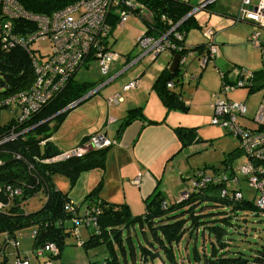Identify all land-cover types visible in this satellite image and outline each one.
Returning <instances> with one entry per match:
<instances>
[{
    "label": "trees",
    "instance_id": "1",
    "mask_svg": "<svg viewBox=\"0 0 264 264\" xmlns=\"http://www.w3.org/2000/svg\"><path fill=\"white\" fill-rule=\"evenodd\" d=\"M26 9L37 13L52 12L65 7L78 0H18ZM150 12V17H142L146 24L145 34L160 36L181 21L176 31L183 35L177 41L175 33L170 38L176 41L172 54L183 55L190 50L203 52L205 45L188 47L185 45L186 33L196 27L195 18L186 17L191 9L188 0H137ZM138 13V10L136 11ZM163 16L166 19H163ZM170 22V23H169ZM36 25L25 20L13 22V34L32 32ZM175 31V32H176ZM179 66L175 72L164 70L153 82V89L157 92L167 111L186 110L188 107L182 99V93L176 90L181 85L178 77L181 72ZM260 84L250 87V91L264 88V68L253 72ZM71 78L62 92L49 104L36 112L24 122L11 118L1 122L3 109L13 105L8 102L17 92L27 89L34 79L32 61L23 45L16 43L12 47H5L0 40V141L14 131L17 136L11 140L0 143V184L6 188L11 186L19 189L20 193L12 198V204L6 209H0V233L5 232L8 239H14L17 230L37 225L38 230L34 240L35 253L46 244L53 243L57 253L45 252L51 259L59 258L65 246L66 238L74 233L75 218L82 214L67 210L66 203L71 201L68 193L62 191L54 182L53 176L60 174L67 177L71 185H75L83 172L96 168L103 169L106 165L109 147L91 149L82 156H70L62 160L46 161V148L52 146L54 154L62 153L57 150L52 141L46 147L41 140L50 138L52 134L51 122H56L54 128H59L67 111H63L73 102L88 94L95 84L92 82H79ZM172 81L174 88H168L167 83ZM15 105V104H14ZM187 111V110H186ZM47 120L48 118H51ZM136 119L146 121L147 125L160 123L146 118L143 108H130L124 116L118 130L120 135L126 126ZM47 120V121H45ZM35 126V127H33ZM33 127V128H31ZM30 130L22 133L24 130ZM174 131L181 142V149L201 139L197 127L178 126ZM88 137L83 138L84 142ZM242 152L240 146L237 150L229 152L223 162L230 161ZM233 171V170H232ZM231 171V172H232ZM217 174V173H216ZM102 182H99L85 197L91 200L87 210H98L97 225L100 233L90 232L89 239L83 245L95 247L106 245L107 256L101 263L91 264H181L176 256V247L187 232L202 231L214 235L211 248L200 254L195 248L190 264H264V243L253 254L234 251L229 248L227 237L228 228L239 226L240 220H246L251 214L260 215L253 199L243 197L234 200L222 195L225 187L223 182H214L200 190H191L188 198L167 202L165 195L158 188L145 199V212L134 215L126 203H113L101 200L99 197ZM42 190L46 195V202L37 211L26 213L23 204ZM6 192L0 193V201L7 202ZM167 206L163 207V202ZM75 205V204H74ZM77 208L78 206L75 205ZM212 209L213 211H208ZM261 221L263 219L261 217ZM70 224V227L67 225ZM139 226L143 232L144 241L138 245L132 239V232ZM44 253V254H45ZM138 262V263H137ZM140 262V263H139Z\"/></svg>",
    "mask_w": 264,
    "mask_h": 264
},
{
    "label": "rangeland",
    "instance_id": "2",
    "mask_svg": "<svg viewBox=\"0 0 264 264\" xmlns=\"http://www.w3.org/2000/svg\"><path fill=\"white\" fill-rule=\"evenodd\" d=\"M242 1L216 0L212 7L209 6L198 14V24L200 27L191 29L187 34L186 44L189 47H193L207 40L204 30L210 28L214 29V31L216 30L218 33L215 36L217 37L215 41L218 46V53L213 60L207 63L203 70L200 64L201 60H196L188 66L185 76L186 81H184L185 92H183L186 100L185 103L188 107L187 111L170 110L168 118L164 123V126H170L171 128L177 125L197 127L198 135L201 137L199 141L186 146L183 153L175 156L173 165L169 164L167 168L163 165L160 166L157 176L158 179L162 178L160 190L168 195L169 199L172 197V193L177 196L181 192V188H190L191 177L197 171L204 170L207 174H229L232 170H237L245 161V154L240 153L229 164L223 162L229 152L238 149L240 141L223 127L212 123L215 114L214 103L216 101L213 96L215 93H221V74L227 72L229 79H234L237 70L245 68L253 72L264 67L261 50L255 47L249 40L254 27L248 21L237 20L232 25H228V20H232L230 15L237 9H240ZM229 12L231 14H228ZM141 16L150 17V12L147 9H143ZM141 16L132 14L123 26H113L110 43L112 50L120 55L117 67L113 64L110 73L103 75L99 62L97 60H90L75 74V80L94 83L95 87L90 91L92 92L108 81L111 76L134 62L143 52L142 48L135 45L136 38L141 36L147 28ZM257 31L261 33L260 39L264 41V30L258 28ZM31 47L38 48L39 55L47 54L51 51L49 40L35 41L31 44ZM221 50L223 54L220 53ZM166 56L167 54L163 52L154 61L147 58L143 59L139 64H134L126 72L117 77L115 81L97 90V92L73 108L71 110L72 114L81 113L83 120H87L91 125L95 126L97 120L102 118L104 110L110 111L112 109L106 105L108 96L115 92H122L123 85L134 78H138L139 85L136 89L123 93L124 100L120 103V106H124L127 102L132 103L131 101L135 97L141 103V106H145L147 109L153 106L155 99L161 100L152 86L160 73L159 65H165L167 62ZM144 69H146L145 72L139 77ZM248 90L249 87H241L220 96L221 99L244 102L248 109V116L241 118L240 122L249 127H255L256 124L251 118L260 106L264 105V88L255 90L250 94H248ZM143 112L146 114V118L150 119L144 110ZM19 114V105H10L8 108L2 110L1 122L17 118ZM111 115L112 110L109 112V117ZM55 123H50L52 134L57 133V128H54ZM117 126L118 122L111 125V135L114 134ZM173 132L175 133L174 129ZM54 147L57 150H59L58 148L60 150H67L66 146H59V144ZM143 149L142 142L138 141L129 149V152L133 157H137L138 159L146 154ZM128 171L130 169L125 172ZM180 171L184 173L183 178ZM239 176L242 178L241 186L244 196L254 200L257 195L256 191L248 187L243 179L244 177L240 173ZM53 179L56 185L62 191L68 193L74 200V204L79 207V213H84L87 205L92 203L91 200H85V197L93 189L89 191L85 190L86 180L80 177L75 185L72 186L70 180L63 175L55 174ZM123 182L128 183L129 180L125 178ZM179 182L183 183L182 187H178ZM45 202L46 195L40 190L23 204L24 211L26 213L37 211ZM144 205H146L145 202L143 203ZM208 211L213 210L209 209ZM238 223L240 225L236 226V229L234 227L228 228L229 248L234 251L253 254L264 243V223L261 221V217L255 214L247 216L246 220H240ZM70 224L68 223L67 225L70 227ZM37 230V225H30L17 230L14 234L17 247L10 244L5 245L6 239L9 236L5 232L0 233V264H17L20 259H27L30 264H91L92 262L101 263L108 254L107 247L104 244L88 248L83 245L82 242L89 239L93 228L81 225L79 227L80 237L75 233L69 235L66 238L65 246L59 258L51 259L46 253L38 256L34 251V240ZM213 238L214 235L211 234L210 236L206 231L203 234L202 231H197V233L187 232L175 249L177 259L181 264H190V258L193 257L194 249L196 248L200 254L208 252ZM132 239L136 245H138L139 241H144L143 232L139 226L133 230ZM155 264L162 263L156 261Z\"/></svg>",
    "mask_w": 264,
    "mask_h": 264
},
{
    "label": "built area",
    "instance_id": "3",
    "mask_svg": "<svg viewBox=\"0 0 264 264\" xmlns=\"http://www.w3.org/2000/svg\"><path fill=\"white\" fill-rule=\"evenodd\" d=\"M191 9L186 17L192 16L197 22L198 14L206 10L216 0H188ZM146 6L137 0H78L60 8L51 14L37 13L26 9L18 0H0V40L7 48L19 43L24 46L31 57L34 79L31 85L17 92L8 102L19 105L20 114L18 122H24L41 110L44 106L53 101L67 86L71 78L90 60H97L100 64L101 73L108 75L113 64L120 60V55L112 50L110 36L114 25L123 26L130 15L141 16ZM138 10V13L136 11ZM148 10V9H147ZM149 11V10H148ZM25 20L36 25L32 32L13 34V22ZM163 19H166L163 16ZM237 21H248L254 23L259 29L264 30V0H243L236 15ZM170 23V22H169ZM178 22L170 30L160 36L147 35L143 33L136 38L135 45L142 48V54L134 62L125 67L117 74L111 76L108 81L97 88V91L105 85L112 83L117 77L126 72L134 64L145 58L155 60L161 53L169 52L176 48V41L170 38L175 33L177 41L182 40L183 35L176 31ZM176 31V32H175ZM206 45L203 52L190 50L180 55V64L183 67L188 64L190 56L199 54L201 67L205 68L207 63L213 60L218 53V46L215 41L214 29L204 30ZM261 33L254 31L249 36L253 45L261 50L264 60V41ZM49 40L51 51L47 54H38V48H32L35 41ZM126 62V61H125ZM221 93H215L214 117L212 123L223 127L228 133L236 136L240 141V148L245 154V161L237 170L228 173L207 174L199 170L193 174L190 188L186 189L181 199L188 198L191 190H200L206 185L214 182H223L225 187L222 195L234 200H241L244 197L242 190V178L257 195L254 202L260 211L264 223V105L260 106L253 121L255 127H249L240 122L241 118L247 115V106L244 102H235L230 99H221V94L241 87H252L255 81V74L248 70L236 71V77L229 79L227 72L221 74ZM138 78L130 80L122 87V92H115L106 99L109 106H115L124 100L123 92L137 88ZM168 88H174L172 81L167 83ZM74 103V102H73ZM71 105V104H70ZM24 130L22 133L26 132ZM17 134L12 133L5 137L0 143L15 138ZM52 138L41 140V145L46 147ZM115 144V140L109 138L106 133L99 132L89 136L84 142L77 146L53 155L46 161L62 160L70 156H82L91 149H103ZM139 183L138 179L134 180ZM6 192L7 202L0 201V209L4 210L12 204V198L19 194V189L8 186L5 190L0 184V193ZM167 202H163V207ZM66 209L75 212L78 208L72 201L66 203ZM98 210L92 208L75 218L74 233L80 236L79 227L86 225L92 227L94 232L99 234L100 228L97 225ZM7 244L16 246L14 239H8ZM45 252L57 253L53 243L46 244L36 253L38 256ZM17 264H30L27 259L18 260Z\"/></svg>",
    "mask_w": 264,
    "mask_h": 264
},
{
    "label": "crops",
    "instance_id": "4",
    "mask_svg": "<svg viewBox=\"0 0 264 264\" xmlns=\"http://www.w3.org/2000/svg\"><path fill=\"white\" fill-rule=\"evenodd\" d=\"M215 2L210 7H212L215 4ZM238 11L239 10L237 9L236 11H234L232 15H230L233 21L229 19L228 25H232L235 22ZM228 14L231 13L229 12ZM195 21L197 24L196 27H200L196 19ZM248 23L254 27L253 32L257 31L258 28L254 23L252 22H248ZM190 30L186 33L184 40L186 46H187L186 38ZM217 33L218 32L215 30V36L217 35ZM216 38L217 37H215V39ZM204 43H206V41L199 43L197 45H201ZM165 53L167 54L166 56L167 62L165 65L164 64L159 65V70H160L159 75L164 70L170 71V67L173 58L175 56L171 52H165ZM220 53L223 54V51L221 50ZM196 60L197 61L200 60L199 54L190 56L188 59V64H186L184 67L179 63V66L181 67L182 70L180 72V75L178 76L180 78L181 85H179V87L176 86V90L182 93V99L184 102L186 101L185 97L183 96V92H185L184 81H186L185 80L186 72L188 66ZM114 66L117 67V62L114 64ZM203 69L204 68H202V70ZM145 70L146 69H144L141 72L139 77L145 72ZM260 82L261 80L255 79L253 86L260 84ZM250 93H252V91H250L249 88L248 94ZM131 102L132 103L127 102L126 104H132V105L125 104L124 106H120L121 103L120 102L119 104L112 107L106 104L108 105L107 107H110L112 109H110V111L104 110L102 118L97 120L95 126H93V124L91 125L89 121L83 120V116L81 115V113L77 112L75 115H73L72 114L73 112L71 110L75 108L76 107L75 106L67 111L64 120L57 129V133L53 134L51 138H52V145L54 146H56L57 144H59V146L63 145L66 146L67 150L80 144L83 138L89 137L99 132H104L107 134L109 138L115 140V144L110 146L107 152L105 167L103 169L96 168L90 171L83 172L80 175V177L86 180L85 190L89 191L92 188H94L99 182H102V187L99 194L101 200L113 202V203H126L129 205L134 215H140L145 212L146 205L143 206L145 199L149 197L155 191L156 188L160 190V181L162 180V178L158 179L157 177L160 166L163 165L167 168L169 164L173 165L175 156H177L179 153H183L185 148L181 149V142L176 137V134L173 132V129L175 127L171 128L170 126L168 127L164 126V123L166 122L169 115L168 113L170 111H167L166 107L164 106V104H162L161 100L155 99L153 106L148 107V109L145 106H141L140 105L141 103L136 99V97L133 98ZM138 106L143 108V110L147 113V115L151 120L158 121L160 123L147 125L146 121L136 119L133 122H131L128 126H126L120 135H117V130L124 116L127 114L128 110L130 108L138 107ZM111 110H112V115L109 117V112H111ZM246 116H248V109ZM254 116H252L251 118L252 120L254 119ZM115 122H118V126L114 131V134L111 135L110 128L111 125ZM178 126L180 125H177L176 127ZM153 129H157V130H153ZM138 141L142 142L144 146L143 151L146 152V154H144L142 157L137 159V157L135 158L133 157L132 154H130L129 149L132 148L135 145V143ZM58 149L60 150V148ZM128 169H130V171L125 172ZM180 174L183 178L184 173L180 171ZM125 178L129 180L128 183L123 182ZM135 179H138L139 183H135L134 182ZM182 186L183 183L179 182L178 187H182ZM185 190H186L185 188H181V192H179L177 195L178 197L175 196L174 193H172L171 195L172 197H170V199L168 195L164 194L163 192L162 193L165 195L166 201L169 203L175 200H180L181 195L185 192ZM70 199L71 201L73 200L71 197ZM72 202L74 203V200Z\"/></svg>",
    "mask_w": 264,
    "mask_h": 264
},
{
    "label": "water",
    "instance_id": "5",
    "mask_svg": "<svg viewBox=\"0 0 264 264\" xmlns=\"http://www.w3.org/2000/svg\"><path fill=\"white\" fill-rule=\"evenodd\" d=\"M179 63H180V55H179V54H176V55L174 56V58H173V61H172L171 67H170V71L175 72L176 69L179 67ZM95 92H97V91H92V92L86 94L83 98H81V99H79L78 101L72 103L71 105H69V106L66 107L63 111H61V112H59V113H62V112H64V111H67V110H69V109H71V108L77 106V105L80 104L83 100H85L86 98H88L89 96H91L92 94H94ZM50 119H52V117H51V118H48L47 120H50ZM47 120H45V121H47ZM33 127H35V126H33ZM33 127H31V128H33ZM31 128H28V130H30ZM28 130H27V131H28ZM46 152H47V156H49V157L53 156V155H54V149H53V147H52V146H48V147L46 148Z\"/></svg>",
    "mask_w": 264,
    "mask_h": 264
}]
</instances>
